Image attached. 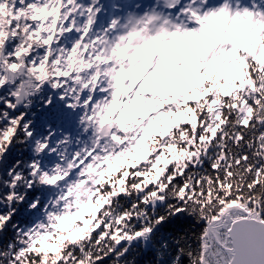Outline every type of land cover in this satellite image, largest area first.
Returning <instances> with one entry per match:
<instances>
[{"label": "snow or ice", "instance_id": "1", "mask_svg": "<svg viewBox=\"0 0 264 264\" xmlns=\"http://www.w3.org/2000/svg\"><path fill=\"white\" fill-rule=\"evenodd\" d=\"M0 264H264V0H0Z\"/></svg>", "mask_w": 264, "mask_h": 264}]
</instances>
